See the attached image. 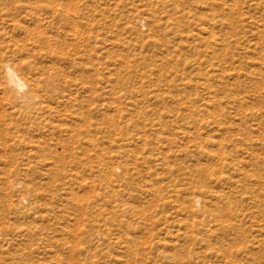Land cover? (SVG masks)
<instances>
[{
    "label": "rangeland",
    "instance_id": "obj_1",
    "mask_svg": "<svg viewBox=\"0 0 264 264\" xmlns=\"http://www.w3.org/2000/svg\"><path fill=\"white\" fill-rule=\"evenodd\" d=\"M0 264H264V0H0Z\"/></svg>",
    "mask_w": 264,
    "mask_h": 264
},
{
    "label": "bare ground",
    "instance_id": "obj_2",
    "mask_svg": "<svg viewBox=\"0 0 264 264\" xmlns=\"http://www.w3.org/2000/svg\"><path fill=\"white\" fill-rule=\"evenodd\" d=\"M5 71H6V74H7V77L8 79L10 80L12 78V74H14L15 78L17 79L18 81V84L23 88V91L25 89V84L23 83V81L21 80V78L19 77V75L17 74V72L9 65L7 64L5 67H4ZM8 80V81H9ZM19 94H21L22 92L19 91L16 87H14Z\"/></svg>",
    "mask_w": 264,
    "mask_h": 264
},
{
    "label": "clouds",
    "instance_id": "obj_3",
    "mask_svg": "<svg viewBox=\"0 0 264 264\" xmlns=\"http://www.w3.org/2000/svg\"><path fill=\"white\" fill-rule=\"evenodd\" d=\"M11 86L16 87L19 91H23V88L18 84L17 79L15 78L14 74H12V78L9 80Z\"/></svg>",
    "mask_w": 264,
    "mask_h": 264
}]
</instances>
